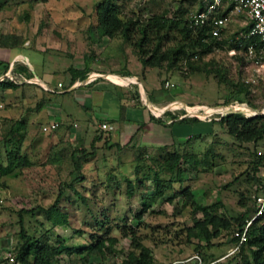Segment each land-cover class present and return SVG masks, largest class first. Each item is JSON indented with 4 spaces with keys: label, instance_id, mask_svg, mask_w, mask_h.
I'll use <instances>...</instances> for the list:
<instances>
[{
    "label": "rangeland",
    "instance_id": "rangeland-1",
    "mask_svg": "<svg viewBox=\"0 0 264 264\" xmlns=\"http://www.w3.org/2000/svg\"><path fill=\"white\" fill-rule=\"evenodd\" d=\"M104 1L0 0V34H14L18 46L11 48L12 54L16 58L20 57L18 50L28 53L36 69L42 64V52L61 59L68 52L85 56L86 60L89 57L88 61L100 62L101 68L106 66V73L122 74L126 62L133 60L132 68L139 69L135 49L122 37L98 36V8ZM116 1L122 7L123 19L146 18L151 12L163 10L172 14L176 9L195 5L194 0ZM238 26L231 20L226 30L231 32ZM239 55L214 48L194 62L197 69L180 63L181 69L166 70L162 62L148 70L145 79L140 78L147 89L163 86L167 80L171 85L164 88V93L173 97L177 106H190L191 113L200 117V122H175L193 136L179 135L173 138L175 142L168 140L166 144L91 150L89 138H75L67 123H58L50 132L41 130L50 122L49 101L62 94L47 93L33 83L0 87V165L10 166L9 173H0V264H15L5 255L16 254L24 240L19 235L21 228L34 237L44 236L50 244L57 237L66 244L113 237L118 252L92 260L96 264H119L129 249L130 238L124 234L129 227L150 247L154 264H168L192 254L195 248L207 260L215 258L214 264H242L233 251L231 233L235 222L231 218L243 212L247 221L254 217L253 198L261 184L257 177L263 181L264 166L252 171V152L264 154V138L256 145L236 141L221 125H211L201 110L211 105L216 109L231 90L229 80L235 84L241 79L248 82L245 99L254 105L248 107L264 110V74L252 64L240 66L235 57ZM60 66L62 63L54 68L59 71ZM220 72L225 80L220 78ZM63 78L60 71L52 76L53 82ZM141 85L133 86L131 94L137 89L139 98H144ZM66 94L64 97H68ZM246 114L251 112L247 110ZM174 152L179 159L170 171L166 164ZM21 158L27 162L17 165ZM74 159L80 163L83 179L69 187ZM130 186L132 195L128 194ZM55 200L58 211L66 217L65 223L52 224L40 208ZM143 200L147 207L136 218ZM195 203H215L218 215L230 221L208 243L191 235L194 217H202L193 210ZM25 209L28 211H20ZM77 256L62 252L52 257L50 264H80Z\"/></svg>",
    "mask_w": 264,
    "mask_h": 264
},
{
    "label": "trees",
    "instance_id": "trees-1",
    "mask_svg": "<svg viewBox=\"0 0 264 264\" xmlns=\"http://www.w3.org/2000/svg\"><path fill=\"white\" fill-rule=\"evenodd\" d=\"M194 2L196 3L197 0H194ZM191 8H179L173 11L172 14H168L167 10H163L161 12H151L146 18L133 19L132 17H129L123 19L121 17V5L116 0H105L99 4L98 8L99 16L96 26L97 33L98 36H106L108 38L114 36L122 37L135 49L137 55L136 58L140 62L142 68H155V66H161L162 62H164L166 70H179L181 69L179 66L180 63H185L191 70H194L198 68L194 62L199 60L203 54L212 49L225 48L228 50V48L238 47L237 43L234 41L227 43L226 38L223 36H211L208 32V25H204L194 30L188 27L186 13ZM247 28L248 26H244L240 29L247 30ZM237 33L238 30L230 35L234 36ZM170 39L171 42L168 43ZM16 40L14 34H0L1 47L13 48L18 46ZM243 43L245 45L247 42L244 41ZM235 57L239 60L240 66H243L248 61V59H245L241 55ZM9 67L11 78H3L0 80L1 88H14L17 84L27 83L23 78L28 77L31 71L28 68L25 59L21 58L20 61L14 62L0 61V74ZM68 71L71 80L67 85L71 84L75 78L84 82L89 73V67L87 66V63H85V66L81 69L68 66ZM120 72L122 74L116 73L129 76L127 70H121ZM159 73L157 72V75L161 77L162 74ZM222 75L223 74L220 72V78H222ZM222 80H225V78H222ZM229 81L231 90L225 96L224 101L218 105L224 106L228 104L244 103L247 106L254 108V105L250 104L248 100L245 99L248 90V82L245 79L238 80L235 84L233 81ZM132 85L136 86V83H133ZM54 87L56 88V85ZM164 88L166 87L163 84V86L158 85L157 89L146 91V100L151 106H157L158 100L163 103L174 100L173 97H169L168 94L164 93ZM44 91L50 94L57 93L56 91H49L46 89H44ZM154 94L161 95V98H157ZM133 95L137 104H141L142 101L139 98V92L137 89L134 90ZM183 113V108L175 110L166 108L158 116L150 114V118L155 122L168 125L175 122H200V117L188 116ZM205 117L209 118L211 125L219 124L225 128L226 132L236 141L252 142L256 145L259 140L264 138V112L247 115L243 111H221L213 112ZM192 136L193 134L188 137ZM99 137V135H95L92 142H90L91 150H95L94 142L99 139ZM173 142H175V140ZM176 143L178 144L180 141L177 140ZM80 150L83 151V149ZM252 155L254 157L252 171L256 172L259 166H264V154L257 153L254 150ZM178 159L179 154L174 152L171 158L167 161L166 166L168 170L173 171L174 166L178 163ZM26 162L25 159L21 158L17 160L16 164L22 165ZM177 167V175L180 179V165H177ZM73 168L74 170L70 171V174H72L73 177L68 181L69 187H72L75 182L83 179V174L80 170V163L77 159H74L73 161ZM9 172V164L5 166L0 165L1 174H7ZM257 180L260 181L261 184H259L253 198L255 204L252 209L254 217L249 221L246 227L245 239L238 244L237 249L235 250L240 257L242 264H264V208L256 214L257 205L255 200L257 195L264 193V178L263 181H261V179L257 177ZM128 194L132 195L131 186L128 188ZM146 207L147 203L143 200L142 207L139 213L135 214V217L139 218L140 213L145 211ZM40 208L44 210L45 215L52 224H62L66 222L65 215L57 209L56 200L48 207ZM193 210L200 212L202 217H194L191 226V235L199 240L205 241V243H208L212 237L217 235L219 228H226L230 225L229 220H225L218 215L215 203H195ZM20 211L25 212L28 210L25 209ZM244 215L245 212L239 216L231 218L235 222V227L231 233V239L234 245L238 241V235H234V232L237 231L240 233L247 222L243 217ZM101 223L102 221H99V224ZM124 234L128 235L130 238L129 249L119 264H154V257L150 247L141 242L135 229L129 227L128 231ZM19 235L24 238V240L18 245L15 251L16 254L13 255V263L15 264H50V259L62 252L68 255L72 252L78 254L77 259L80 264H96L97 262H93L92 258L99 257V259H102L108 252H118L114 246L115 238L110 236L106 238L95 237L83 244H66L63 239L57 237L56 242L50 244L44 236H42V239L40 238L41 236L34 237L25 233L23 228H21ZM106 241H108L107 244H105ZM246 250L248 252H246ZM194 252H198L201 255L204 264L210 261L215 262V258L207 260L206 256L201 253L199 248H195ZM70 261H74V259H70ZM214 262L211 264H214Z\"/></svg>",
    "mask_w": 264,
    "mask_h": 264
},
{
    "label": "crops",
    "instance_id": "crops-1",
    "mask_svg": "<svg viewBox=\"0 0 264 264\" xmlns=\"http://www.w3.org/2000/svg\"><path fill=\"white\" fill-rule=\"evenodd\" d=\"M12 50L11 48L0 46V61L14 62L20 61L21 58L25 59L31 71L27 78L32 79V81L27 83H33L45 89V85L54 87L57 82H62L63 86L60 91H57V94L62 95H54L48 103L50 109L48 111L49 121L67 123L68 130L77 139L86 140L89 138V142H92L95 135H99V139L94 142L95 150L101 147L106 149L113 146L124 148L127 146L138 147L166 144L168 140L173 141V138L179 135L190 136L182 130L184 128L177 126L176 123L171 125L158 124L150 118L152 113L149 106H152L146 100V91L157 89V87L145 88L140 78L145 79L146 72L153 69V67L142 68L137 59L135 61L138 62L139 69L137 67L132 68L133 60L132 62H126L124 70H127V74L135 78L144 87L145 95L144 98H140L141 104H137L134 95L131 94L133 83L126 86L102 77L90 82H81L78 78H75L71 82H76L75 86L67 88V83L71 80L68 66L81 69L87 63L89 73L99 72L106 74V66L101 68L100 62L88 61L89 57L86 60L82 55L68 52V56L64 55V58L61 59V57L55 58V56L42 52L43 61L40 64L41 67L39 66V69H36L28 59V53L18 50L16 53L20 54V57L15 58L16 54H12ZM61 63L62 66H60L61 69L59 71L64 74V78L53 82L52 76L59 72L54 67H59ZM66 92L68 97L63 95ZM154 95L157 98H161L159 94ZM157 102L160 103L161 101L158 100ZM101 122L108 123L112 126V129H101Z\"/></svg>",
    "mask_w": 264,
    "mask_h": 264
},
{
    "label": "built area",
    "instance_id": "built-area-1",
    "mask_svg": "<svg viewBox=\"0 0 264 264\" xmlns=\"http://www.w3.org/2000/svg\"><path fill=\"white\" fill-rule=\"evenodd\" d=\"M236 17H233V15ZM186 20L187 25L191 29H196L202 27L204 25L209 26V34L213 37L223 36L226 38V42L229 43L234 41L237 43V48H228V51L231 53H239L248 61L245 63L252 64L253 66L257 67L259 70L262 71L264 74V0H197L194 7H192L186 13ZM231 20H235L239 23V26L230 31H227V24ZM248 26L247 30H241V27ZM240 29V30H239ZM238 33L234 36H231L234 31ZM244 41L247 43L244 45ZM261 43V44H260ZM102 77L106 79H110L117 84L122 85H129L130 83H136L140 86V83L133 77L126 76V75H119L117 73H106L102 74L99 72H91L88 73L84 82H90L94 79ZM3 78H11L10 67L7 68L2 74H0V80ZM25 82L32 81L31 78H23ZM76 84L71 83L67 86V88H72ZM167 80L164 82V86H170ZM63 86L62 82L56 83L55 87L44 86L46 90L49 91H60L61 87ZM183 108L184 115L188 116H197L194 113H191L187 105H180L177 106L174 100L170 101L169 103L160 106H152L150 111L153 115H159L164 109L166 108ZM247 105L244 103H235V104H228L224 106H216L213 109L212 106L209 108L205 106V108L201 109L203 112V117L210 115L213 112H221V111H230L233 108H239L241 111L246 113ZM155 109H159V112H154ZM234 111V110H233ZM155 113V114H154ZM58 126V122L52 121L49 122L41 127L42 131H50L55 129ZM100 128L103 130H110L112 126L108 123L101 122ZM256 205L257 211L256 214L259 213L264 208V193L256 196ZM249 221L246 222L243 230L239 232H234V235H238V241L234 245L233 251L237 249V246L241 241L245 239V231ZM9 262L13 261V256L8 253L5 255ZM214 261L207 262L205 264H211ZM169 264H204L201 255L198 252H193L190 255L175 258L170 261Z\"/></svg>",
    "mask_w": 264,
    "mask_h": 264
},
{
    "label": "water",
    "instance_id": "water-1",
    "mask_svg": "<svg viewBox=\"0 0 264 264\" xmlns=\"http://www.w3.org/2000/svg\"><path fill=\"white\" fill-rule=\"evenodd\" d=\"M208 108L210 107V106H207ZM247 108H249L248 106H247ZM241 111V109H237V108H233V109H231L230 111ZM248 111H250L251 112V114H256V113H261V112H264V110H261V111H258V110H254V109H252V108H250V110H248Z\"/></svg>",
    "mask_w": 264,
    "mask_h": 264
},
{
    "label": "bare ground",
    "instance_id": "bare-ground-1",
    "mask_svg": "<svg viewBox=\"0 0 264 264\" xmlns=\"http://www.w3.org/2000/svg\"><path fill=\"white\" fill-rule=\"evenodd\" d=\"M247 108V107H246ZM250 109V108H249ZM248 108H247V110H249ZM249 112V111H248Z\"/></svg>",
    "mask_w": 264,
    "mask_h": 264
}]
</instances>
